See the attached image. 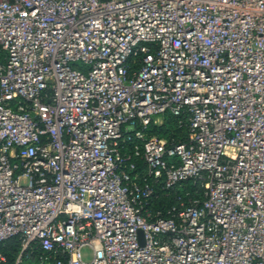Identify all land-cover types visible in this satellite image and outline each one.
<instances>
[{"label":"built area","instance_id":"1","mask_svg":"<svg viewBox=\"0 0 264 264\" xmlns=\"http://www.w3.org/2000/svg\"><path fill=\"white\" fill-rule=\"evenodd\" d=\"M166 114L185 140L149 132ZM187 180L201 201L150 209ZM13 236L14 264H264V0H0Z\"/></svg>","mask_w":264,"mask_h":264},{"label":"trees","instance_id":"2","mask_svg":"<svg viewBox=\"0 0 264 264\" xmlns=\"http://www.w3.org/2000/svg\"><path fill=\"white\" fill-rule=\"evenodd\" d=\"M181 117L172 114H166L165 120L161 125H151L148 129L151 134H156L165 139L168 143L183 141L187 135V126L185 123L180 124ZM123 152H133V142H122ZM133 160L139 165V170H143V162L133 157ZM153 179H149L150 182ZM154 194L148 200V206L153 211H161L163 216H168V210L172 207L180 209L183 204H190L194 200L201 201L204 198V189L200 182L194 180H187L179 183L174 188L165 189L161 182L154 184ZM21 241L19 236H13L4 241H0V254L6 256L7 262L5 264H14L16 257L20 252ZM33 257L24 258L20 264H35V258L40 254L37 246L33 247Z\"/></svg>","mask_w":264,"mask_h":264}]
</instances>
